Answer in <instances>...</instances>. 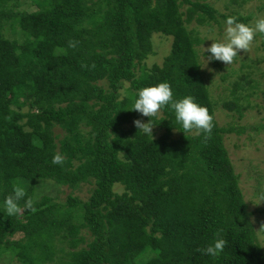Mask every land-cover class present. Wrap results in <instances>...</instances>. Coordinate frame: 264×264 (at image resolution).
Returning a JSON list of instances; mask_svg holds the SVG:
<instances>
[{
	"label": "trees",
	"instance_id": "obj_1",
	"mask_svg": "<svg viewBox=\"0 0 264 264\" xmlns=\"http://www.w3.org/2000/svg\"><path fill=\"white\" fill-rule=\"evenodd\" d=\"M226 17L202 0H0V204L13 182L35 197L34 211L0 209V264H264L224 146L245 127L215 118L217 106L240 119L264 103L262 61L228 68L216 96L199 67V29ZM155 34L170 49L149 67ZM164 81L208 108L209 139L175 130L167 107L153 139L135 127L149 119L128 110L136 91ZM218 238V256L201 251Z\"/></svg>",
	"mask_w": 264,
	"mask_h": 264
},
{
	"label": "rangeland",
	"instance_id": "obj_2",
	"mask_svg": "<svg viewBox=\"0 0 264 264\" xmlns=\"http://www.w3.org/2000/svg\"><path fill=\"white\" fill-rule=\"evenodd\" d=\"M210 3L214 6V8L222 15L228 16H247L252 15V18L249 22H254L255 18L258 16L264 15V0H239L233 2V0H202ZM20 10H35L36 7L33 6L32 3L26 1V3L22 4L19 8ZM220 20V19H219ZM248 22V23H249ZM221 27H218L215 23L212 24V28H214L219 35L224 27V20H220ZM195 24H193L194 27ZM192 26V24H191ZM208 27H202L199 30L201 34L207 31ZM19 34V33H18ZM160 36L155 34L153 37H156L154 40L153 51L154 54L146 60L147 66H151L153 63L161 64L164 57L169 53L170 49V38L165 37H157ZM264 39L262 37H256V42L253 46L245 52L244 50H240L238 52V56L234 59L233 63L227 65L223 62L222 68L219 69L213 65V61L210 62L205 68H203L205 72V76L210 85V89L212 91V95H219L223 88H225L229 83L234 79L233 76L229 77L225 82L220 80V76L224 73L228 72V68L235 67L238 68L242 58L252 57L259 58L260 67L259 69L262 72V79L257 77L260 73L254 77L258 78L260 86L264 89V45L262 42ZM211 41H204L198 47L199 51L200 46L207 48L210 45ZM200 61L202 59L200 57ZM258 108H251L244 112L242 118L238 119L237 116L234 118L230 117L229 112L222 109V107L217 106L215 110V118L219 125H226L231 122L239 125L240 127H245V131L242 134L236 135L234 133L225 135L224 137V146L228 152L231 164L235 173L239 178V186L244 196V200L247 203L248 209L250 212H253L251 215V221L254 225L255 232L257 235V240L259 244L264 249V201L259 203L258 193L256 191L258 180H260L259 188H261L262 183H264V129L260 128L256 130V127L259 124H264V103L261 98L255 99ZM253 103V104H254ZM58 132V130H56ZM87 186H81L78 189L73 190V193L85 198L88 194ZM61 198H64L69 190L67 188H63ZM9 264H18L15 261H12Z\"/></svg>",
	"mask_w": 264,
	"mask_h": 264
},
{
	"label": "clouds",
	"instance_id": "obj_3",
	"mask_svg": "<svg viewBox=\"0 0 264 264\" xmlns=\"http://www.w3.org/2000/svg\"><path fill=\"white\" fill-rule=\"evenodd\" d=\"M264 37V15L255 18L254 22L244 23L237 17L229 16L224 21L222 32L217 35L214 28L202 33L204 41H211L205 48L200 46L202 64L205 68L212 61H220L227 65L233 63L240 50L247 52L256 42L257 35ZM69 47H75L76 42L69 41ZM167 107L173 114L175 130L184 133L193 132L196 135H203L205 140L211 137L213 129V116L206 106L199 104L195 97L185 95L182 98H175L170 84L166 81L138 89L128 110H135L141 116L148 117V121L140 119L133 121L135 127L145 136L153 139L152 129L155 125L151 118L157 117L162 109ZM51 163L63 165L64 157L60 153L53 155ZM23 200L25 210L34 211L35 197L29 196L26 188L19 182H13L11 191L4 197L0 209L8 217H15L21 211L20 201ZM259 203L264 201V183H262L258 195ZM226 241L222 238L215 239L201 251L211 257L218 256L223 250Z\"/></svg>",
	"mask_w": 264,
	"mask_h": 264
}]
</instances>
